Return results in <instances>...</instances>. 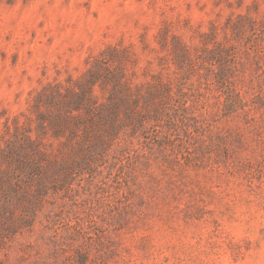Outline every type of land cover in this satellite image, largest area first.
I'll use <instances>...</instances> for the list:
<instances>
[{
    "label": "rangeland",
    "instance_id": "obj_1",
    "mask_svg": "<svg viewBox=\"0 0 264 264\" xmlns=\"http://www.w3.org/2000/svg\"><path fill=\"white\" fill-rule=\"evenodd\" d=\"M0 264H264V0H0Z\"/></svg>",
    "mask_w": 264,
    "mask_h": 264
},
{
    "label": "trees",
    "instance_id": "obj_2",
    "mask_svg": "<svg viewBox=\"0 0 264 264\" xmlns=\"http://www.w3.org/2000/svg\"><path fill=\"white\" fill-rule=\"evenodd\" d=\"M86 101H88V102H86ZM93 101L94 100L90 96V94L89 95H86L84 97V104H83L84 110L86 109V112H89L90 113L88 116H90L91 118H93V116H96V115H100V118H101L102 110H104L105 106H102L101 108L100 107H95V108L92 109V105H90V104ZM87 104H89V105L87 106ZM111 128H113V125L111 126Z\"/></svg>",
    "mask_w": 264,
    "mask_h": 264
}]
</instances>
